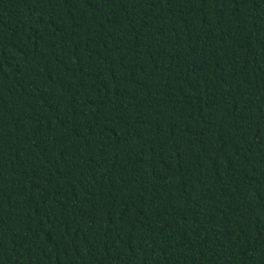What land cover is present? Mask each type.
Listing matches in <instances>:
<instances>
[{
	"label": "trees",
	"instance_id": "trees-1",
	"mask_svg": "<svg viewBox=\"0 0 264 264\" xmlns=\"http://www.w3.org/2000/svg\"><path fill=\"white\" fill-rule=\"evenodd\" d=\"M0 264H264V0H0Z\"/></svg>",
	"mask_w": 264,
	"mask_h": 264
}]
</instances>
